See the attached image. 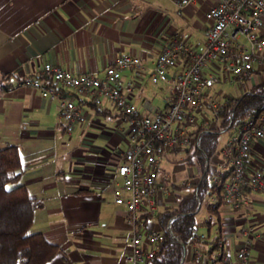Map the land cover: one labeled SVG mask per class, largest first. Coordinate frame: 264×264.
Listing matches in <instances>:
<instances>
[{
    "label": "crops",
    "instance_id": "1",
    "mask_svg": "<svg viewBox=\"0 0 264 264\" xmlns=\"http://www.w3.org/2000/svg\"><path fill=\"white\" fill-rule=\"evenodd\" d=\"M215 2L190 0L179 8L171 0L165 5L161 0H0V147L17 145L23 169L19 184L30 196L43 201L34 212L31 232H41L59 247L47 264H131L126 259L125 244L130 237L126 208L116 204L113 195L120 182L117 166L131 144L129 121L104 98L93 104L89 95L63 89L62 96L71 97L80 110L67 134L59 99L41 97L23 80L42 79L41 68L47 62L74 73L101 76L118 56L135 55L145 70L137 73L125 68L121 77L133 83L129 101L142 114L152 115L163 110L172 95L168 83L150 81L149 68L175 34L193 50H201L210 24L206 12ZM170 4L173 10L168 8ZM180 67L181 62L170 69L169 77ZM215 72L222 75L214 64L204 69V74ZM3 73L10 75L1 78ZM263 76L264 63H258L251 78L233 80L242 93ZM219 81L227 83L230 79ZM212 87L208 94L218 104L235 97L221 89L211 91ZM196 117L195 124L184 121L179 127L191 132L200 124L212 122L205 107ZM238 132L236 127L221 131L217 148L206 162L211 182H217L219 174L227 176L226 152L234 149ZM173 153L177 164L186 161L181 148L171 150L162 160L155 210L140 214L143 230H161L158 216L175 207L179 196L198 180L196 166L189 164V179L179 184L169 181L162 163ZM260 167H264V138L251 141L246 163L247 172ZM176 170L186 168L176 165ZM248 196L247 214L229 202L220 204V230H214L213 236H220L223 251L233 262L242 242L241 228L251 225L248 264H264V194L249 191ZM207 200L214 201V197L206 195L201 204ZM198 225L201 228V222ZM204 249L208 248L192 244L184 264L202 260L197 251ZM205 258L204 264H223L209 260L208 255Z\"/></svg>",
    "mask_w": 264,
    "mask_h": 264
},
{
    "label": "built area",
    "instance_id": "2",
    "mask_svg": "<svg viewBox=\"0 0 264 264\" xmlns=\"http://www.w3.org/2000/svg\"><path fill=\"white\" fill-rule=\"evenodd\" d=\"M171 1L179 8L190 2ZM206 18L210 24L201 50H193L175 34L149 68L150 81L168 83L172 95L165 108L152 115L142 114L129 101L133 83L125 82L121 77V70L125 68L137 73L145 70L140 57L135 55L118 56L101 76L74 73L47 62L41 68L42 79L23 80V84L36 89L41 97L59 99L60 116L67 134L71 133L80 110L71 97L62 96L63 89L87 94L93 104H99L104 98L128 118L131 144L117 166L116 175L120 182L113 195L115 203L126 208L130 227V237L125 244L128 250L126 259L131 264H144L164 240L161 230L142 229L140 214L143 210L147 213L155 210L156 180L162 160L179 145L194 143V139L184 135L179 124L184 121L195 124L196 114L205 107L212 122L203 125L219 128V104L209 96L208 89L222 79L247 80L251 78L255 65L264 63V0H216L206 12ZM180 62L182 67L170 78L169 70ZM208 64H214L222 75L218 76L216 72L204 74ZM258 138H264V110L241 124L234 149L226 152L229 169L223 186V201L244 214L249 208V191L264 194V167L252 172L246 170L251 141ZM241 235L242 242L235 251L234 261L231 262L227 252H223V260L231 264H248L247 250L253 240L251 225L242 227ZM191 244L195 246L194 242ZM197 252L205 261L208 249Z\"/></svg>",
    "mask_w": 264,
    "mask_h": 264
},
{
    "label": "trees",
    "instance_id": "3",
    "mask_svg": "<svg viewBox=\"0 0 264 264\" xmlns=\"http://www.w3.org/2000/svg\"><path fill=\"white\" fill-rule=\"evenodd\" d=\"M9 75L3 73L1 78ZM263 110L264 77L248 90L218 105L219 128L200 124L193 131L185 132L184 135L194 139V143L179 145L172 150L184 149L187 163L197 168L198 180L179 196L175 207L158 216L164 240L144 264H184L186 245L192 242L196 248H208L209 260L231 264L222 258L224 251L220 236L211 235L212 230H220L218 208L223 202L227 176L219 174L217 182H211L212 174L206 162L217 148L221 131L231 127L239 129L243 122ZM22 171L17 145L0 147V264H47L59 247L48 242L41 232H31L34 212L43 206V201L30 196L26 187L19 184ZM206 195H212L214 201L205 202L207 216L201 224L206 232L200 235L196 233V216Z\"/></svg>",
    "mask_w": 264,
    "mask_h": 264
},
{
    "label": "rangeland",
    "instance_id": "4",
    "mask_svg": "<svg viewBox=\"0 0 264 264\" xmlns=\"http://www.w3.org/2000/svg\"><path fill=\"white\" fill-rule=\"evenodd\" d=\"M161 2L163 5H165V3H167V0H161ZM168 8L173 10V7L171 4ZM175 13H178V11H176ZM218 82H220V81H218ZM218 82L215 83V85H214V87H212L211 91L216 90V89H221L225 93H229V94H232L235 96H237L241 93V89H240L237 81L233 80L231 82V80H230L227 83H218ZM210 116H211V114H210ZM174 155H176V154H174V153L170 154L168 156V158L166 160H164V162L162 163V166H165V168H166V173L169 175V181L175 180L176 183L179 184V183H182L184 180L189 179V171H188L189 170V164L186 161H181L180 164H177V163H179V161H177V160L173 161L172 160V158L175 157ZM169 159H170V161H169ZM176 165H181V166L185 167L186 170H182V171L177 172ZM10 186L11 185H9V187ZM206 216H207V211H206L205 202H204L202 204L200 210L198 211L197 216H196L198 223L202 222L206 218ZM205 232H206V229L203 225H201V228H199V225H197L196 233L201 234V233H205ZM211 235L213 236V230L211 231ZM191 245H192L191 243L186 245L185 257H184L185 259H187L189 256V250H190ZM185 259H184V261H185ZM192 261L195 262V264H204L203 260L196 261L193 259Z\"/></svg>",
    "mask_w": 264,
    "mask_h": 264
}]
</instances>
